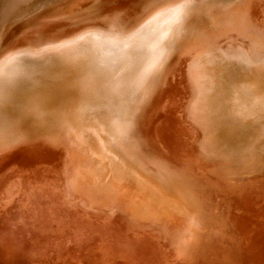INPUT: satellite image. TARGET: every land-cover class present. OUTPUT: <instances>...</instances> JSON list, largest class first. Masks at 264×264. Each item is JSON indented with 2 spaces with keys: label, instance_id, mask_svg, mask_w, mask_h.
I'll use <instances>...</instances> for the list:
<instances>
[{
  "label": "bare ground",
  "instance_id": "6f19581e",
  "mask_svg": "<svg viewBox=\"0 0 264 264\" xmlns=\"http://www.w3.org/2000/svg\"><path fill=\"white\" fill-rule=\"evenodd\" d=\"M131 6L64 24L48 8L21 15L18 28L0 19V233L28 226L13 234L18 243L0 242L12 264L20 252L36 264L71 253L55 236L42 241L68 232L55 231L51 205L58 223L92 231L74 236L79 254L66 264H118L110 259L119 250L136 264L134 245L154 251L157 264H179L176 253L189 252L209 225L207 264H250L226 231L239 211L206 209L201 188L236 190L237 201L260 189L242 181L264 175V0ZM25 109L35 115L30 126ZM33 136L50 151L23 157ZM198 171L204 184L182 174ZM249 205L258 212L264 203Z\"/></svg>",
  "mask_w": 264,
  "mask_h": 264
},
{
  "label": "rangeland",
  "instance_id": "374dc122",
  "mask_svg": "<svg viewBox=\"0 0 264 264\" xmlns=\"http://www.w3.org/2000/svg\"><path fill=\"white\" fill-rule=\"evenodd\" d=\"M22 1L18 2L16 0H4V2H3V0H0V19L5 16V17L11 19L12 24L14 26H16L14 28H18L19 25L21 27V25H23L25 23V21L20 19L21 15H24V14H27L29 12H32L33 10H35V11L39 10L40 11V10H42L44 8H48V11L45 14L47 15V14H52V13L53 14H56V13L58 14L59 13L61 19L58 18L60 21L59 20H55V21H58L60 24H64V23H67L68 21H70V20H67L68 16L70 17L68 19H73L74 17L77 18L79 15H80L79 17H81V16L82 17H84V16L85 17H89V16H93V15L98 16V15H103V14H109L110 12H112V11L116 10L117 8L121 7V4L123 6H128V5L131 6L132 5L131 6L132 10L135 11L137 9H140L147 0H144V1H141V0H63V2H62V0H22ZM57 4H58V6H57ZM50 5L52 6V8H51ZM71 7H72V11L73 12L70 11ZM75 7H77V8H75ZM53 8H55V9H53ZM62 8H63V10H64V8H66L64 10V13H63V11H61ZM61 12L63 13V15H62ZM67 12H69L70 14L72 13L71 16ZM66 14H68V15H66ZM65 16H67V17H65ZM62 18H63V20H62ZM205 28H206V26H205ZM181 63H182V60L178 63L177 67H181L182 66ZM54 99L52 98L51 101L54 102V104H56L57 102H55ZM19 100H23V99H19ZM165 106H166V102H165ZM18 109L23 110V108H20L19 106H18ZM25 113L28 114V115H26ZM31 113L32 112H30V111H28L26 109L24 110V113H23L28 126H30L32 124V122H31L32 118L35 119V117H32V116H35V115L33 113H32L33 114L32 115ZM39 122L40 121H37L36 122L37 124L35 123L36 128L38 126H40V125L41 126H40L39 129H43L44 126L45 127L47 126V125L39 123ZM27 125L25 127H27ZM42 126H43V128H42ZM38 138L39 137L33 136V137L29 138V140L26 141V145H24V147L21 149V154H22L23 157H26L27 153L29 151L32 152L35 148H37V150H38L36 152H39V150H42V149L45 150V151L46 150L50 151L48 149V147L45 146L46 143L42 139H38ZM147 149H148V147H147ZM180 158L181 159L183 158L182 154H180ZM7 161L8 160H5L3 162V164L4 163H8ZM201 171H198L200 173H194L192 175L190 173L186 174L185 172L182 173V174L185 175L186 177H191V178L196 179V181L200 182V185H201V184H204V182H203V178L204 177H202V176H204V174L202 175V172L203 173L206 172V171H202V172ZM205 176H206V178L210 177L209 173L205 174ZM199 177H201L202 180L199 181L198 179H201ZM210 178H208V179H210ZM257 178H260V180L261 179L264 180V175H262V174L261 175L260 174L259 175H254L252 178L249 179V181L248 180H246V181L243 180L242 181L244 183V186L251 185L253 187H256V186L260 185V189L254 191V195L252 196V198L248 197L245 201H237L236 200V198H238L237 197L238 193H237L236 190L226 191V189H222V188H219L217 186L209 187L208 190L206 188H204V187L201 188V191H205V196H206L205 198L207 200L206 203H205L207 205V206L205 205L206 209H207V207H209V204H211V205L213 204L214 206H216L218 203H223L224 207L226 205L228 206L227 209L229 210V212L232 211V213H236V210L239 211L238 215L236 217L234 216V218L229 217V215L227 216L228 221L226 223V226L228 228H227L226 231L230 232V235L233 237V240H231L230 242L233 245V248L239 253L237 255V257H238L237 259H239L243 263H246L249 260L250 264H264V205H263V203H264V181H263V184H262V183H260V181ZM254 179H255V181H254ZM211 189H215V191L210 194ZM208 191H209V194H208ZM39 192L41 193V190H39ZM25 193L30 194L28 190ZM207 195H208V197H207ZM27 196L29 197L30 195H27ZM259 196H260V198H259ZM44 198H45V196H44ZM251 202H254V204L257 203V205L261 204V202H262L263 209L258 210V212L253 211L254 205H253V208L249 205ZM50 207L51 208H49L48 214H49V217H51L53 215L52 216V218H53V227L55 228V231H58V232L63 234L64 229H65V227L67 225L68 232L64 235V238H58V237H61L59 234H52V236H50V235L45 236L43 233H41L42 234L41 238L45 236V238H43L42 241L45 244L46 242H48L46 237L47 238L49 237L50 239H52L55 236V238L58 239L57 240L58 242H60V243L62 242L65 245L68 244L71 247L72 251L69 254L65 253V257H68L69 260H70L72 257L74 258V257H76L79 254L77 252V249L79 248V246L76 245L78 242L75 241L74 236L77 235V233L79 231H81L82 233L84 232L85 235L87 234L88 236H91L92 231H90L88 229V225H82V224H78V223L77 224H73V225L71 223H67L65 225H62V223H58L57 222V216L55 215V212L59 211V208L56 209V208H54L53 205H51ZM25 208H28V207H25ZM219 208H221V206ZM34 209H35V207H34ZM244 209H245V211H244ZM220 211H222V210L220 209ZM42 212H43V210H42ZM215 212H217V211L215 210ZM76 214L80 215L79 213H75L74 215L76 217H77ZM86 214L87 213L85 211L84 212L82 211V213L80 215L83 218V220L86 219L85 221L88 220L86 218L88 216V214L87 215ZM83 216H85V217H83ZM101 220L104 221V218H102ZM20 226H23L24 230H20L18 228L17 229L18 231L14 230V231H12V233L10 232L11 233V235H10L8 233L7 228H6L7 225H4L3 229L5 228L4 229L5 233H0V242L7 243V236H10L11 241H13L14 243H18V241L16 240V237H14L13 234H15V235L20 237V234L22 232H24L26 229H28V226H26L25 223L23 224V223L19 222V227ZM209 227H210V225L206 226V227H202V230H204V231L199 230L200 233H199V231L197 232L198 235L196 237H197L198 240L195 241V239H194L195 242L193 241L194 243L192 245H190V247H192V249L191 250L189 249V252L187 251V253L186 252L182 253V252L179 251L178 253H176L177 258L179 259V262H178L179 264H207L205 262V260H204L205 258L202 257V254L200 252L205 250L204 246L206 244H207L206 245L207 248H209L208 247L209 246L208 242H209V239H210L209 235H211L213 233V230H214V228H211V227L209 228ZM32 230H35V229L32 228ZM210 231H211V233H210ZM206 232H207L208 235L206 234ZM228 232L225 235H228L229 234ZM95 235H96V233H95ZM247 236H250L249 238H251L252 241L251 240H247L246 241ZM98 237H100V236L98 235ZM204 240H206V241H204ZM31 241H36V240L32 239ZM250 242H251V245H250ZM131 243H134V242L132 241ZM136 247L137 246L134 245L133 246L134 249L131 248L132 250L131 249H129V250L133 251V253L137 252L138 254L136 253V255H137V257L139 256V258L142 256L139 261L137 260L138 264H157L158 263L157 261H155L156 258L154 256L155 255L154 251H153V254H152L150 252L151 250L144 252L145 250L143 248L139 247V248H141L139 250V248H136ZM53 248H55V247H52V249ZM149 249H151V248H149ZM241 249H245V250L247 249L248 250V251H246V256L247 257L243 254ZM120 251L121 250H119V253H115L117 258L113 257L110 260L111 261H115V259H116L118 264H133V262H129V261L125 262L123 260V257L121 256L122 253H120ZM55 252H57V250H55ZM142 253H143V255H142ZM146 253H148V255H150V256L147 257L148 255L146 256ZM180 253H181V255H179ZM188 253L190 254V256H188L189 255ZM19 254H20V257L22 258V260L20 259V261L18 263H15V264H24V262H27L28 264H36L35 261H37V260L30 259V254L29 253L22 254V252H20ZM184 254H185V256H184ZM0 255H1V258L3 259V261H4V263L2 261H0L1 264H12L11 260H7L6 261V256H7L6 253L0 252ZM57 256H59L58 252L56 253V257L53 256V257H55L57 259V260H55L56 264H66L65 257L59 259V258H57ZM181 256L183 257L182 259L180 258ZM25 257H26V259H24ZM118 257H119L120 260L118 259ZM187 258H189V259H187ZM190 258H192V259H190ZM5 261H6V263H5ZM27 263H25V264H27Z\"/></svg>",
  "mask_w": 264,
  "mask_h": 264
}]
</instances>
